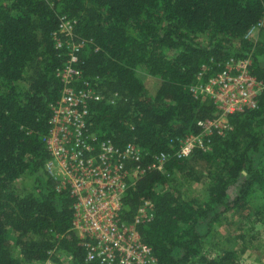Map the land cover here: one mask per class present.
Listing matches in <instances>:
<instances>
[{
	"label": "trees",
	"instance_id": "trees-1",
	"mask_svg": "<svg viewBox=\"0 0 264 264\" xmlns=\"http://www.w3.org/2000/svg\"><path fill=\"white\" fill-rule=\"evenodd\" d=\"M61 16L76 20L74 34L87 42L77 66L83 78L104 96L120 95L114 106L90 105L91 132L118 148L131 143L169 155L166 172L147 173L124 199L128 221L141 200L153 203V219L137 231L157 264H239L232 251L204 255L197 227H210L256 193L264 225V95L257 109L228 117L233 129L226 137L212 135L210 152L195 149L188 159L175 153L178 139L199 134L197 122L215 115L210 100L190 92L203 68L208 78L230 59L249 58L251 74L264 83V43L247 38L264 24V0H0V264L42 262L50 253L55 264H62L58 253L71 264H98L85 263L70 231L73 201L45 171L43 137L63 87L55 73L65 59L52 39ZM140 73L159 80L154 96ZM199 162L208 168L205 176L194 166ZM175 174L193 183L204 176L206 200L188 201L175 186L166 188ZM23 177L33 191L17 190ZM234 185L238 193L230 201Z\"/></svg>",
	"mask_w": 264,
	"mask_h": 264
},
{
	"label": "built area",
	"instance_id": "built-area-1",
	"mask_svg": "<svg viewBox=\"0 0 264 264\" xmlns=\"http://www.w3.org/2000/svg\"><path fill=\"white\" fill-rule=\"evenodd\" d=\"M75 25L76 20L61 16L52 35L65 61L56 69L63 87L60 98L51 105L50 128L43 137L48 154L46 174L55 189L66 190L73 201L70 231L85 252V263L157 264L137 231V226L153 219V203L141 200L128 221L124 199L129 188L147 173L166 172L169 155H150L131 143L118 148L91 132L90 105L105 102L114 106L120 95L113 92L104 96L93 80L83 78L77 66L87 42L74 34ZM250 67L249 58L230 59L208 78V68L202 69L190 92L197 100H210L215 115L197 122L199 134L178 139L177 158L188 159L195 149L210 152L211 136L226 137L233 129L229 116L258 108L264 83L251 74ZM50 257L31 264H52Z\"/></svg>",
	"mask_w": 264,
	"mask_h": 264
},
{
	"label": "rangeland",
	"instance_id": "rangeland-1",
	"mask_svg": "<svg viewBox=\"0 0 264 264\" xmlns=\"http://www.w3.org/2000/svg\"><path fill=\"white\" fill-rule=\"evenodd\" d=\"M198 38L203 43L208 41L207 34L199 35ZM248 39L254 44L264 43V24L251 30ZM169 56L171 57L172 54L170 53ZM30 76L31 70L27 69L25 80L20 84L22 90L27 89ZM139 76L144 82L148 97L154 96L159 86V80L142 73ZM259 154L252 155L255 165L258 162ZM194 166L205 176L208 168L204 163L199 162ZM204 176L199 183H193L187 182L179 174H175L171 176V181L166 185V188L173 185L179 189L185 200L202 203L207 198L208 182ZM16 188L21 193L31 192L33 191V182L28 177L20 178L16 182ZM237 193L238 186H232L229 200L234 199ZM261 206V194L256 193L242 208L222 213L219 220L212 223L210 227L207 228L204 224L199 225L197 229L202 235L203 254L215 258L223 251H232L239 264H264V225L258 214ZM10 236H14V234H10ZM18 253L17 249L12 248L14 256H18ZM175 254L179 255L180 252L177 251ZM57 257L62 264H71V258L67 254L58 253ZM51 263L55 264L52 259Z\"/></svg>",
	"mask_w": 264,
	"mask_h": 264
}]
</instances>
